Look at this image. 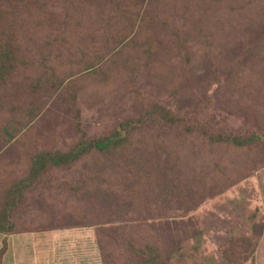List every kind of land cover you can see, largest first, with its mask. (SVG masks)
Masks as SVG:
<instances>
[{
    "label": "rangeland",
    "instance_id": "374dc122",
    "mask_svg": "<svg viewBox=\"0 0 264 264\" xmlns=\"http://www.w3.org/2000/svg\"><path fill=\"white\" fill-rule=\"evenodd\" d=\"M1 35L0 264L250 261L264 0H0Z\"/></svg>",
    "mask_w": 264,
    "mask_h": 264
},
{
    "label": "crops",
    "instance_id": "0c3cea01",
    "mask_svg": "<svg viewBox=\"0 0 264 264\" xmlns=\"http://www.w3.org/2000/svg\"><path fill=\"white\" fill-rule=\"evenodd\" d=\"M258 187H259V192H260V196H259V200L261 203L260 207L264 213V171L262 172V175L259 177ZM250 213L252 214V212H250ZM247 218L250 219L248 217V215H247ZM258 219L259 218L256 219L255 215H254L253 220H250V222L248 221L245 224V229L248 230L243 234L245 241L243 244L238 241L237 245H236V246H238V248H240V247L245 246L247 243L250 244V246H251V248H250L251 256L250 257L251 258H250V261L247 262L246 264H264V221L262 219L261 220H258ZM247 227H249V229ZM72 230H74V229H72ZM257 230L259 231V233L257 232V236H254L255 231H257ZM22 237H24V235H22ZM24 240L25 239L20 238V239H18V241H16L14 243V245L12 244V248L9 250L11 252L6 254V256H5L7 264H9V263L21 264V262H19L20 261L19 259H17V261H15L14 258H15V255H17V253L21 254L20 253L21 250H20V248H18V246H20V245L23 246ZM254 240H256V242H254V244H253ZM246 241H248V242H246ZM51 247H52V245H51ZM13 255H14V257H13ZM16 258H17V256H16ZM13 261H14V263H12Z\"/></svg>",
    "mask_w": 264,
    "mask_h": 264
},
{
    "label": "trees",
    "instance_id": "16d2710c",
    "mask_svg": "<svg viewBox=\"0 0 264 264\" xmlns=\"http://www.w3.org/2000/svg\"><path fill=\"white\" fill-rule=\"evenodd\" d=\"M134 21H135V19L136 20H138V18H133V17H131ZM132 21V20H131ZM138 22H139V20H138ZM145 23H146V20H145ZM1 38H4L3 37V35H1L0 36ZM134 43H137L136 41H134ZM138 44V43H137ZM1 46H0V82H4L5 80H6V77L4 76V74H3V70H2V67H3V65L2 64H4V65H6V64H8L9 63V59H8V55H10L9 54V51L8 50H5V48H6V46H8L7 44H6V46L4 45V48L2 47V44H0ZM149 45H152L151 43H149ZM144 49V48H143ZM151 48H149L148 50H150ZM2 50H4V51H2ZM2 66V67H1ZM158 109L160 110L161 109V113H164V115H165V117H162V118H164V119H167V120H175V117H179V115H175L174 113H173V111L169 108V107H165L164 105H161V104H159L158 105ZM238 138H230L229 137V141L230 142H232V143H234V144H236V142H238L239 144V146H244L245 144H249L250 145V143H251V140H254V139H249V138H246L244 141H240V140H237ZM115 139H113L112 140V142H110L109 144V146L110 147H108V148H110L111 149V147H112V145H113V143L115 142L114 141ZM225 140V138L224 139H222V140H220V142H223ZM223 143H226V142H223ZM93 144H96L97 146H102V148L104 149H107L106 148V143L103 141V140H99V141H95V142H93L92 143V145ZM87 145H89L88 143H84L83 144V146L84 147H86ZM90 146V145H89ZM85 152L84 151H76L75 153H72V154H59V155H55V154H52V155H46V153H44V154H42V155H40V157L39 158H46V159H48V158H54L55 159V161L57 162H60V163H62L63 165H69L70 163H71V161H72V159H74V157H76V156H79V155H81V154H84ZM44 168H46V166L44 165L43 166ZM41 168H42V166H41ZM3 231V232H5L4 231V229H3V226H1L0 227V231ZM13 231H11V233H12ZM98 242H99V239H98ZM99 245H100V242H99ZM9 245H6V247H8ZM3 253H4V251H0V261L3 259V257H4V255H3Z\"/></svg>",
    "mask_w": 264,
    "mask_h": 264
}]
</instances>
